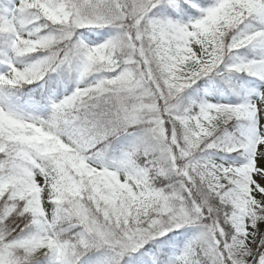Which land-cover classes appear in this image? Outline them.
Wrapping results in <instances>:
<instances>
[{
	"label": "snow or ice",
	"instance_id": "snow-or-ice-1",
	"mask_svg": "<svg viewBox=\"0 0 264 264\" xmlns=\"http://www.w3.org/2000/svg\"><path fill=\"white\" fill-rule=\"evenodd\" d=\"M0 264H264V0H0Z\"/></svg>",
	"mask_w": 264,
	"mask_h": 264
}]
</instances>
